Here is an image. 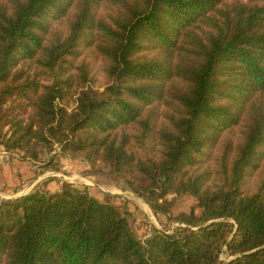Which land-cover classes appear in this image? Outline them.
<instances>
[{"label":"trees","instance_id":"16d2710c","mask_svg":"<svg viewBox=\"0 0 264 264\" xmlns=\"http://www.w3.org/2000/svg\"><path fill=\"white\" fill-rule=\"evenodd\" d=\"M0 145L106 165L179 223L143 241L63 181L0 196V264H264V0H0Z\"/></svg>","mask_w":264,"mask_h":264},{"label":"rangeland","instance_id":"374dc122","mask_svg":"<svg viewBox=\"0 0 264 264\" xmlns=\"http://www.w3.org/2000/svg\"><path fill=\"white\" fill-rule=\"evenodd\" d=\"M86 60L89 61V78L91 85L96 89L103 90L109 80L100 61L93 60L90 56H87ZM55 150V152L58 153L51 161V165L46 168L48 169L47 171H42V169L45 168L41 169L39 167V164L46 162L50 157V154H48L44 149L39 150V158L34 160L30 156H27L23 150L17 149L8 151L0 145V158L5 160L6 163H10L13 157L24 158L29 162H33L37 166L36 171L40 174V176H38L39 179L40 177H43L44 179V177L54 176V178L71 182L78 188H87L91 195L101 201L111 200L110 202L117 204L123 210L132 229L143 241L149 234H151L153 226H156L159 229H173L179 224L178 222H172V220L168 219L165 214H154L146 200H144L141 196L137 197L133 195L135 192H133L124 182L116 180L110 173L109 167L106 165L98 164L96 167H93L89 164L90 168L88 171H86L82 166L76 165L74 167L68 166L61 171L55 170L61 168V165L63 164V157L61 156L67 155L70 159L74 158L71 154H62L59 146H56ZM14 154H16V156H14ZM76 158L79 159L82 157ZM17 178L19 179L21 185H26L29 181L22 179L19 176ZM254 185L255 180L250 179L249 188L251 190H254ZM168 199L171 200L172 217L180 214L181 212H188L191 206H193L196 202L195 198L189 194H170ZM221 257L223 259H228L227 253H223Z\"/></svg>","mask_w":264,"mask_h":264},{"label":"crops","instance_id":"0c3cea01","mask_svg":"<svg viewBox=\"0 0 264 264\" xmlns=\"http://www.w3.org/2000/svg\"><path fill=\"white\" fill-rule=\"evenodd\" d=\"M14 156H16V154H14ZM61 157H63V159L61 158L63 164L61 165V168L55 169L57 171H61L62 169L64 170L68 166L74 167L75 165L82 166L86 171H88V169L90 168L89 163L83 158L77 159L76 157H74L70 159L67 155ZM32 163L33 162H29L24 158L19 157H13L10 163H6L5 160H2V158H0L1 198H15L30 193L36 189L44 192H56L61 190L63 180H60L59 178H54V176H48L46 178L44 177V179L43 177H40L39 179L38 176H40V174L36 171L37 166ZM47 170L48 169L46 168L42 169V171ZM20 174L22 177L20 176ZM18 176L22 179L29 180L28 183L26 185H21L19 179L17 178Z\"/></svg>","mask_w":264,"mask_h":264},{"label":"water","instance_id":"95a60500","mask_svg":"<svg viewBox=\"0 0 264 264\" xmlns=\"http://www.w3.org/2000/svg\"><path fill=\"white\" fill-rule=\"evenodd\" d=\"M133 195H135V196L139 197V195H138V194H135V193H133Z\"/></svg>","mask_w":264,"mask_h":264}]
</instances>
